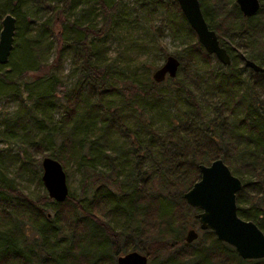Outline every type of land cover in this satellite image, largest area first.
I'll return each instance as SVG.
<instances>
[{
    "label": "trees",
    "instance_id": "trees-1",
    "mask_svg": "<svg viewBox=\"0 0 264 264\" xmlns=\"http://www.w3.org/2000/svg\"><path fill=\"white\" fill-rule=\"evenodd\" d=\"M31 1L35 7H46L55 14L53 20L51 15L48 16L38 24L36 31L28 33L27 49L36 54L55 43V60H59L64 48L60 44L62 41L71 48V59L75 61L79 77L60 95L52 88L54 86L47 91L29 90V104L2 118L0 135L28 155L26 160L35 163L36 174L41 168L39 159L29 155L32 150L57 159L63 170L67 161L76 163L82 177L81 197L67 193L63 200L55 201L43 194L33 201L25 194L13 191L19 186L18 182L0 183V202L5 207L0 211V254L9 260L17 259L20 264H113L116 255L134 249L146 254L147 262L153 263L160 255L154 264H264V257L241 258L231 245L218 240L210 229L198 230L197 236L186 242L183 229L189 219L197 228L194 213L198 209L186 204L182 198V192L198 178L197 164H207L219 157L241 181L235 192L237 214L253 220L264 232V104L258 101L255 106L249 95L252 81L254 86L255 77L264 71L247 67L253 80L249 82L247 77L248 88L234 89L241 78L237 72L228 69L233 56L220 40L219 44L229 55L228 64L222 66L213 54L206 52L176 0H141L138 6L121 0H94L95 6L76 9L77 15L71 21L58 15L67 0H62L63 5L58 8L50 4V0ZM68 1L74 7L78 0ZM24 2L0 0V14L13 12L14 30L17 7ZM198 2L208 27L214 30L218 39L221 28L231 29L232 33L245 24L256 30L257 24L250 20L262 11L260 4L254 15L243 17L234 0ZM150 3L157 5L164 17L172 15V21L180 24L193 38L175 54L181 76H176V71L174 76L168 77L167 83L164 79L155 81L147 67L142 72L131 71L126 77L128 82H120L119 88L114 84L119 72L106 61L101 38L127 15L139 18L143 7ZM223 4L228 8H223L218 16V9ZM84 10L93 15L97 13L100 23H92V16L83 17ZM56 18L62 19L59 28L52 25ZM197 57H206L205 61L213 57L221 70L218 72L210 67L195 75L186 73L185 63L193 62ZM257 63L260 65L259 61ZM29 69L20 68L19 76H26ZM209 78L220 79L233 87L231 95L237 97L230 106L241 111L236 122L233 119L227 122L215 105L212 106L213 116L201 111V98L193 87L200 79ZM9 80L7 73L0 70L1 83ZM122 90L131 91L124 97ZM180 91L183 96L177 103ZM135 92L139 96L133 97ZM163 96L176 102L173 110L171 106L167 110L157 106ZM133 105L139 109L136 111ZM58 107L62 112L53 118L52 112ZM233 112L228 110L229 114ZM204 117L208 119L206 123ZM113 132L120 134L122 139L112 141ZM17 155L14 153L13 157ZM11 160L0 147L2 175L4 166ZM22 163L18 161V167ZM37 182L42 184L40 175H37ZM163 200L171 201V204L163 203ZM37 201L43 202L44 207ZM16 207L31 210L32 216L16 224L13 218ZM47 207L53 210L52 217L44 213ZM63 210H66V216ZM63 223L70 228L63 232L64 240L61 241V237L55 239L54 235L58 232L55 228H61ZM25 224L36 226L34 229L40 240L34 247L25 238L22 226Z\"/></svg>",
    "mask_w": 264,
    "mask_h": 264
},
{
    "label": "rangeland",
    "instance_id": "rangeland-1",
    "mask_svg": "<svg viewBox=\"0 0 264 264\" xmlns=\"http://www.w3.org/2000/svg\"><path fill=\"white\" fill-rule=\"evenodd\" d=\"M121 1L133 4L132 6H138L141 2V0ZM259 1L262 11H259L250 20L251 23L255 21V24H257L256 30L259 31H253L252 27L249 28L243 24L242 28L230 33L231 29H222L221 26H219V28H221L219 40L224 43L229 51V54L233 56L232 64L228 66V69L229 71L237 72L239 78H241L239 84L234 86L236 87L234 89H237L238 87H247V77L249 82L253 80V77H251L246 70L247 67L239 60L242 55L254 60L255 62L259 61L260 65L264 66V0ZM62 3V0H50V4H53L56 8L63 5ZM12 4L13 2H11V5ZM89 6H95L94 0H78L76 6L74 7L71 6L67 0L66 5L63 7L64 9L58 15H61L63 19L65 17L68 21H71L77 15V13H75L76 9L79 8L80 11V8L86 9ZM223 8L226 10L228 5L223 4L222 8L219 7L218 16L222 14ZM16 12V28L13 33L12 46L7 60L4 63H0V70L7 73L8 78L10 79L7 83H1L0 81V128L2 127L1 120L3 117L12 114L18 107H23L29 104L31 100L29 90L34 92H38L40 90L47 91L50 87L54 86L52 88H55V92H58L57 94L60 95L59 93L64 92V90L66 91L79 77L75 61L71 59V48L70 46L65 45L62 41H60V44L64 48L59 60H55V43H52L51 47L41 50L36 54L35 52L31 53V49H27L25 40L28 33L36 31V29H38V24L44 21L48 16L51 15L53 20L55 12L50 11V9L46 7H35L34 2L31 0H25L24 3H21V5L17 7ZM83 12V17H86V19L92 16V19H90L92 23L96 25L100 23V17L97 13L93 15L85 10ZM93 12H96L95 7ZM2 14H0V17ZM229 16H232V14L230 13ZM171 18L172 15H168L167 17L161 15L158 11L157 5L150 3V6L148 5L147 7H143V12L139 18L127 15L123 19L118 20L117 25L112 26V28L108 29L104 33L101 38L104 42V57L106 61L112 63L119 72L118 79H115V85L121 88L122 84L120 82H128L126 77L134 70L135 72H142L149 67L151 74L153 69L156 68L164 59L165 55L162 53L161 49H163L166 54L170 53L175 55L177 52H180V50H182L187 43L193 40L190 33H188L180 24L173 22ZM61 20V18L59 20L56 18L55 21H52V25L59 28ZM257 21H261L262 24L260 25V22L258 23ZM88 36L91 37V35ZM94 36L96 35L94 34ZM46 39H49V37ZM204 59L206 60V57H197L193 62H188L187 64L185 63V72H191L195 75L197 71L202 73L203 71H207L210 67L218 72L221 70L220 66L215 65V59L213 57L207 58L209 59L207 61ZM219 64L224 66L220 62ZM25 67L30 68L28 70V74L24 77H20L18 71L20 68ZM180 74L181 72L178 70L176 76H179ZM168 79L169 78L165 76L163 80L164 83H167ZM213 80L214 79L211 78L200 79V81L194 83L196 86L193 87V90L199 98H201V111L207 116H213L215 111L212 110V106L215 105L221 109V112L225 115V120L227 122L231 119L236 122V118L241 115V111L233 109L230 106L232 100L237 97L235 94L231 95L233 87L231 85H226L220 79ZM255 81L256 84L254 86L252 81V87L249 88L251 89L249 95L254 100L253 103L256 106L258 105V101H260V104H264V74H259V76L257 75V77H255ZM169 89L172 93L173 90L171 88ZM128 91L131 90H122V93L124 92V97L126 94L127 96L129 95ZM135 95L138 94L135 92L133 97H135ZM182 96L183 92L180 91L177 103L181 102L180 97ZM166 97L167 96H163L157 106L160 110H167L168 107L171 106L170 109L173 110L176 102L172 103ZM116 100L118 101L119 99L117 98ZM133 106L136 111L139 109L138 106ZM258 108L260 109V107ZM228 110L234 111L233 114H229ZM61 112V107L54 109L52 112L53 118H57ZM128 120H131V118L128 117ZM207 120L208 119L204 117L203 121L205 123ZM47 124L50 125V122ZM163 127H165V125H163ZM110 137L114 142L122 139V136L116 132H113V135ZM0 147L4 149L11 159H13L8 165L4 166L3 175L0 171V175L2 176L0 183L5 185L9 184L11 181L18 182L19 186L14 188L13 191H16L18 194H25L33 201L40 199L43 194L46 195L43 185H40L37 182V175H40L41 170L38 174H36L35 163H29L26 160L28 155L22 152L17 144L4 140L2 135H0ZM14 153L18 154L17 157H13ZM29 155L33 159L38 158L39 162L42 157L36 150H32ZM18 161H23L20 167H18ZM64 166L68 195L77 198L81 197L82 177L78 165L74 162L67 161ZM97 168H100V166H97ZM36 203L44 207L42 205L43 202L37 201ZM163 203L168 202L163 200ZM168 204H171V201H169ZM4 208V204L0 202V211H4ZM13 210H15L13 218L16 224L21 223V219L32 216L31 210H26L21 207H16ZM44 213L47 216L52 217L53 210L47 207V209L44 210ZM66 214V210H63V215L66 216ZM22 226L26 232L25 238L28 239V244L31 247L36 246L40 240L36 232L37 230L34 229L36 226L33 225L32 227L26 224ZM60 226L61 228L59 226L56 228L54 227L58 231L54 237L55 239H59L61 237V241H63V232L67 231L70 227L65 223ZM189 227H192L190 219L183 229V236ZM79 229L78 225V230ZM3 255L4 254H0V264H20L18 262L19 260H9L10 258ZM40 255L43 254H39V256ZM33 256L34 254H31V257ZM159 258H161L160 255L155 257L153 263L149 261L147 264H154ZM113 264H115V262Z\"/></svg>",
    "mask_w": 264,
    "mask_h": 264
},
{
    "label": "water",
    "instance_id": "water-1",
    "mask_svg": "<svg viewBox=\"0 0 264 264\" xmlns=\"http://www.w3.org/2000/svg\"><path fill=\"white\" fill-rule=\"evenodd\" d=\"M186 22L194 31L197 41L208 53L214 54L221 63H228L229 56L219 44L212 28H209L202 15L198 0H176ZM243 16H249L259 7V0H235ZM15 27L14 16L6 12L0 18V63L9 55ZM179 60L173 54L165 55L163 61L153 69L151 77L161 81L176 74ZM244 64L254 71L264 68L249 58ZM40 180L46 195L55 200H63L68 193L65 173L60 162L44 155L40 158ZM198 178L182 192L186 204L198 210L194 213L197 228L189 227L184 240L190 242L198 230L210 229L218 240L231 245L241 258L264 257V232L251 219H244L236 212L235 192L241 181L219 157L209 163H198ZM115 264H147V255L137 250H128L118 254Z\"/></svg>",
    "mask_w": 264,
    "mask_h": 264
},
{
    "label": "flooded vegetation",
    "instance_id": "flooded-vegetation-1",
    "mask_svg": "<svg viewBox=\"0 0 264 264\" xmlns=\"http://www.w3.org/2000/svg\"><path fill=\"white\" fill-rule=\"evenodd\" d=\"M235 1V0H234ZM236 3V2H235ZM259 3H260V1H259ZM237 5V4H236ZM259 7H260V4H259ZM259 7H258V9H259ZM258 9L254 12V13H252L251 15H254L257 11H258ZM240 11V10H239ZM241 13V12H240ZM242 15V14H241ZM251 15H249V16H251ZM243 16V15H242ZM243 17H248V16H243ZM218 41H219V39H218ZM221 45V44H220ZM224 47V46H223ZM225 48V47H224ZM225 50H226V48H225ZM227 52V51H226ZM212 54V53H211ZM228 54V53H227ZM214 55V54H213ZM229 56V55H228ZM215 57V56H214ZM216 58V57H215ZM244 58H245V56H242V62H243V64H244ZM247 58V57H246ZM254 61V60H253ZM255 62V61H254ZM221 63V62H220ZM229 63V62H228ZM228 63H226V64H228ZM257 63V62H256ZM223 65H226L225 63H222ZM258 64V63H257ZM259 65V64H258ZM244 66H246L245 64H244ZM261 66V65H260ZM246 67H248V66H246ZM263 68H264V66H262ZM248 68H250V67H248ZM262 71H264V69L263 70H261V71H258V72H262Z\"/></svg>",
    "mask_w": 264,
    "mask_h": 264
}]
</instances>
